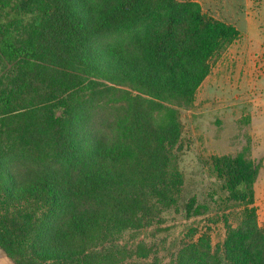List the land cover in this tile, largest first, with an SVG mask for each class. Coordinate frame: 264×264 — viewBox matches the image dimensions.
<instances>
[{"label":"trees","instance_id":"trees-1","mask_svg":"<svg viewBox=\"0 0 264 264\" xmlns=\"http://www.w3.org/2000/svg\"><path fill=\"white\" fill-rule=\"evenodd\" d=\"M233 24L194 0H0V250L13 264H157L137 241L170 229L181 199L180 109ZM224 236L186 241L172 264H264L258 168L248 147L212 155Z\"/></svg>","mask_w":264,"mask_h":264},{"label":"rangeland","instance_id":"rangeland-1","mask_svg":"<svg viewBox=\"0 0 264 264\" xmlns=\"http://www.w3.org/2000/svg\"><path fill=\"white\" fill-rule=\"evenodd\" d=\"M202 10L234 25L237 35L219 55L211 58L209 73L197 88L192 105L180 109L181 150L179 169L183 175L181 199L195 194L209 205L208 213L184 218L172 208L163 211L170 229L155 236L140 233L124 257L132 254L137 241L150 249L157 264H172L179 247L201 233L214 244L224 236L222 214L232 225L240 219L238 204L224 200L210 165L212 155L231 154L248 147L258 168L254 183V205L258 223L264 226V0H194ZM243 17V18H242ZM249 21L246 38L236 28ZM260 31V32H259ZM0 264L13 262L0 250Z\"/></svg>","mask_w":264,"mask_h":264},{"label":"crops","instance_id":"crops-1","mask_svg":"<svg viewBox=\"0 0 264 264\" xmlns=\"http://www.w3.org/2000/svg\"><path fill=\"white\" fill-rule=\"evenodd\" d=\"M243 18V17H242ZM243 21L244 22H241V24H240V27L239 26H237L239 23V21L236 23L235 22V25H236V28L239 30V31H241L242 32V35H243V39L244 38H246V34H247V30L249 29V25H250V23H249V21L248 20H246V19H243ZM260 32V31H259Z\"/></svg>","mask_w":264,"mask_h":264}]
</instances>
